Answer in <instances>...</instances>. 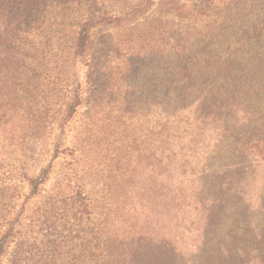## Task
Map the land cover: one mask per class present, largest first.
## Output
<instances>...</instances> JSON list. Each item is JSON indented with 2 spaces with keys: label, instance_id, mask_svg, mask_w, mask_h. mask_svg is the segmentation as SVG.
<instances>
[{
  "label": "rangeland",
  "instance_id": "1",
  "mask_svg": "<svg viewBox=\"0 0 264 264\" xmlns=\"http://www.w3.org/2000/svg\"><path fill=\"white\" fill-rule=\"evenodd\" d=\"M206 1L44 0L19 13L10 43L0 12V264H125L134 208L157 213L145 237L157 242L165 139L177 144L174 182L185 171L216 173L205 158L219 129L188 113L169 119L174 104L165 97L176 88L169 52L193 42V33L184 38L191 23L204 32ZM94 15L107 21L91 28L75 62L78 32ZM253 43L263 50L264 38ZM78 89L82 105L66 122ZM252 162L242 187L254 210L264 164ZM44 173L32 194L30 180ZM173 233L186 253L201 242L189 218ZM143 250L133 264H147Z\"/></svg>",
  "mask_w": 264,
  "mask_h": 264
},
{
  "label": "trees",
  "instance_id": "2",
  "mask_svg": "<svg viewBox=\"0 0 264 264\" xmlns=\"http://www.w3.org/2000/svg\"><path fill=\"white\" fill-rule=\"evenodd\" d=\"M43 1L0 0V12L10 19L3 40L10 43L16 37L11 26L20 12L32 13L45 5ZM203 6L202 15L207 23L204 32L195 34L202 26L191 23L184 38L193 33V42L169 52L175 56L171 66L176 72V88L165 97L174 104L168 110L169 119L188 113L195 123L212 124L219 129L218 146L205 158L206 162L219 166L216 173L203 172L196 179L195 173L182 172L174 182L171 167L177 165V144L165 139L161 152L164 164V175L160 176L161 226L155 235L158 239L157 242L151 237L145 239L157 213L144 214L134 208L126 238L131 254L125 255L129 256L125 264H133L137 251L143 255L144 248L147 264H264V183L254 210L242 187L245 179L251 177L252 161L264 164V48L256 52L253 43L257 41L262 47L264 0H207ZM233 14L235 18H231ZM90 19L78 32L75 62L87 51L91 28L107 21L96 15ZM81 105V92L74 90L66 122ZM187 155L185 152L184 156ZM260 170L263 180L264 170ZM46 176L44 173L30 180L32 194H37ZM151 179H155L154 175ZM188 218L201 241L192 253L180 250L177 241L181 238L173 233ZM141 219L143 223L139 225ZM107 244H111L112 250L113 241ZM123 251H115L117 259L123 257ZM140 262L141 259L134 264Z\"/></svg>",
  "mask_w": 264,
  "mask_h": 264
}]
</instances>
